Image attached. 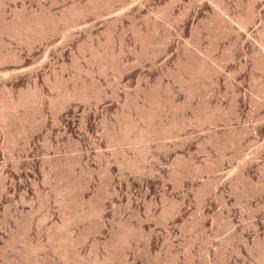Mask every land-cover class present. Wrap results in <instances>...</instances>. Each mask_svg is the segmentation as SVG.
<instances>
[{"label": "rangeland", "instance_id": "obj_1", "mask_svg": "<svg viewBox=\"0 0 264 264\" xmlns=\"http://www.w3.org/2000/svg\"><path fill=\"white\" fill-rule=\"evenodd\" d=\"M0 4V264H264V0Z\"/></svg>", "mask_w": 264, "mask_h": 264}, {"label": "bare ground", "instance_id": "obj_2", "mask_svg": "<svg viewBox=\"0 0 264 264\" xmlns=\"http://www.w3.org/2000/svg\"><path fill=\"white\" fill-rule=\"evenodd\" d=\"M0 3H1V0H0ZM1 5V4H0ZM74 12V11H73ZM81 12V11H80ZM79 12V13H80ZM82 13V12H81ZM72 15V14H71ZM76 15V14H75ZM74 15V16H75ZM65 16V15H64ZM17 20V19H16ZM43 20V19H42ZM46 20V19H45ZM20 21V20H19ZM31 22L30 23H28V22H25V25H24V27H23V25H22V30H23V28H24V30L25 31H27V32H25V31H23V32H25V34L26 33H28V31L29 32H33V31H35L36 30V27H37V25H39V22L38 21H36V22H33L32 20H30ZM44 21V20H43ZM47 21V20H46ZM32 23L33 24H35L36 25V27H34V25H32ZM20 24H22V23H20ZM24 24V23H23ZM41 24V23H40ZM42 24H44V23H42ZM13 25V24H12ZM18 25V24H17ZM17 25H15V26H17ZM8 25H6V27H7ZM15 26H13V27H15ZM44 26V25H43ZM18 27V26H17ZM40 27V26H39ZM39 27H37V28H39ZM21 28V27H20ZM19 28V29H20ZM41 28H43L42 26H41ZM40 28V29H41ZM4 29V28H3ZM18 29V28H17ZM18 29V30H19ZM34 29V30H33ZM15 30V29H14ZM17 31V30H16ZM41 31V30H40ZM38 32V31H37ZM45 32V31H44ZM44 32H41V33H44ZM20 33H21V31H20ZM41 33H39V34H41ZM37 34V33H36ZM42 35V34H41ZM20 36V34L18 35V37ZM25 36V35H24ZM36 36V35H35ZM16 37V36H15ZM30 37V36H29ZM34 37V36H33ZM94 57H96L97 58V54H94L93 55ZM7 57V56H6ZM14 57V56H13ZM5 58V57H4ZM3 59H1L0 58V61H2ZM197 71H199V69L197 70ZM1 77V76H0ZM83 91V90H82ZM84 92V91H83ZM79 94H78V96L79 97H81V98H86L87 97V95L85 96L83 93H80V91L78 92ZM75 94V93H74ZM77 94V93H76ZM30 98V96H20L19 98H17V99H7V98H0V123H4L5 121H6V119H7V117L8 116H10V115H12L11 114V112H14V111H16L18 108H21V107H23L24 105H26V103H27V101H28V99ZM10 114V115H9ZM135 126V125H134ZM134 126H132V125H125L122 129L123 130H121L122 131V134H123V138L125 139V140H129V141H143V140H147L148 138H150L151 137V135L152 134H150V132H149V128L148 127H139V129L137 128V127H134ZM135 128H137V131L135 132V134H134V129ZM136 130V129H135ZM121 131H120V133H121ZM131 132H133V135H132V133ZM130 134L132 135V136H130ZM118 137H121V136H118ZM117 138V137H116ZM131 138H132V140H131ZM123 140V139H122ZM124 140V141H125ZM118 141V140H117ZM94 264H97V263H94Z\"/></svg>", "mask_w": 264, "mask_h": 264}]
</instances>
